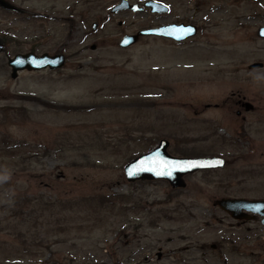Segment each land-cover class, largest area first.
Here are the masks:
<instances>
[{"label": "rangeland", "instance_id": "374dc122", "mask_svg": "<svg viewBox=\"0 0 264 264\" xmlns=\"http://www.w3.org/2000/svg\"><path fill=\"white\" fill-rule=\"evenodd\" d=\"M7 1L18 10L0 7V264H264V224L216 205L264 199V0H194L209 19L192 41L128 48L119 17L102 22L114 0ZM33 51L66 64L13 78L8 60ZM162 138L173 155L227 164L184 187L128 181L125 165Z\"/></svg>", "mask_w": 264, "mask_h": 264}, {"label": "water", "instance_id": "95a60500", "mask_svg": "<svg viewBox=\"0 0 264 264\" xmlns=\"http://www.w3.org/2000/svg\"><path fill=\"white\" fill-rule=\"evenodd\" d=\"M0 7L8 11L18 10L16 6L11 5L7 0H0ZM190 29L191 31H189ZM197 33L198 28L195 25H164L155 29L142 31L136 35L125 36L120 45L122 47H128L136 43L139 36L144 34L164 35L177 41H183L197 35ZM259 36L264 38V27L259 29ZM65 63L66 58L64 54L50 55L49 53H44L38 55L34 52H27L17 54L9 59L13 78L18 77L19 71L41 70L48 67L51 69H57L63 67ZM258 66H263V63L256 62L250 65V68ZM245 105L247 110H252L254 107L250 102H246ZM169 145V140L162 139L159 145L152 151L142 154L129 162L124 168L127 180L165 179L174 187H184L186 186V182L183 179V176L199 170L224 168L227 164V160L222 156H174L168 152ZM218 161H222V163H217ZM177 162L196 163L202 166L183 170L175 169L173 168V165ZM169 171H171V175L157 174L158 172L167 173ZM130 172L133 174L129 175ZM216 205H219V207L229 212L237 219L248 218L247 216L250 213L264 215V199L223 197L216 201ZM158 254L160 255L161 253L159 252Z\"/></svg>", "mask_w": 264, "mask_h": 264}, {"label": "flooded vegetation", "instance_id": "af4514ba", "mask_svg": "<svg viewBox=\"0 0 264 264\" xmlns=\"http://www.w3.org/2000/svg\"><path fill=\"white\" fill-rule=\"evenodd\" d=\"M195 5L199 9L202 4L199 3V1L194 3V0H186V2L180 0H114L104 8L105 11L102 10L104 11L103 14L104 19L102 20V22L109 21L110 19H113V17H119L118 25L121 27L126 25V29L124 33L121 34L119 46L121 40L125 36L136 35L142 31L155 29L164 25H179V24L195 25L198 27L199 30L198 34H199L202 30L203 31L205 30L206 25L208 24L209 17L206 16L204 17L205 19L204 18L197 19L195 12L196 11ZM124 16L125 18H123ZM130 16H134V17L142 16V19L140 20L131 19ZM94 23H96V28L93 25ZM204 24L206 25L204 26ZM99 25L100 23H98V21L93 22L92 30L96 31L99 28ZM143 37H157L162 40L173 42L174 44H181V45L189 41H192L194 38L192 37L184 41H176L164 35L144 34V35H140L138 40H140ZM89 47L94 50L97 48V44H91ZM33 52L41 55V53H38L36 51ZM44 53H49V52H44ZM49 54L55 55L57 53L55 54L49 53ZM65 56L67 59L66 54ZM50 70L54 71L52 69ZM243 105L246 106L245 103ZM216 107L218 106L216 105ZM238 113L240 114V111H238ZM187 157H200V156H187ZM226 213L233 218V216L230 213L228 212ZM247 217L248 218L246 219H235V220L239 222H243L244 220L247 219L249 220L253 219V220H259L262 224H264V215L261 216L259 214L251 213ZM222 243L225 242L221 241L219 243H214L213 246L215 247L217 244L221 245ZM159 252L161 253L160 255L158 254ZM157 256H158V260H161L163 258L162 247L159 248V251L157 252Z\"/></svg>", "mask_w": 264, "mask_h": 264}, {"label": "snow or ice", "instance_id": "6c2138e0", "mask_svg": "<svg viewBox=\"0 0 264 264\" xmlns=\"http://www.w3.org/2000/svg\"><path fill=\"white\" fill-rule=\"evenodd\" d=\"M189 31H191V29ZM217 163H222V161H218ZM200 166H202V165H198L196 163L177 162V163H175L173 165V168L183 170V169H189V168H196V167H200ZM132 174H133L132 172L129 173V175H132ZM157 174L158 175H165V174L171 175V171H169L167 173H165V172H158Z\"/></svg>", "mask_w": 264, "mask_h": 264}]
</instances>
